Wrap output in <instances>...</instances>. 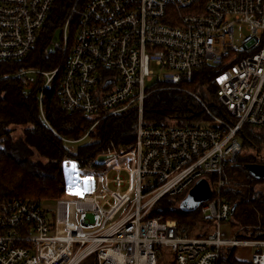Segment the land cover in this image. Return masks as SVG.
Wrapping results in <instances>:
<instances>
[{
  "label": "built area",
  "instance_id": "2783aa9c",
  "mask_svg": "<svg viewBox=\"0 0 264 264\" xmlns=\"http://www.w3.org/2000/svg\"><path fill=\"white\" fill-rule=\"evenodd\" d=\"M55 2L0 0V62L35 48ZM60 27L61 42L51 45L62 63L13 77L26 86L41 76L43 90L59 78L63 109L85 113L94 125L137 107L136 141L109 147L84 166L70 159L95 186L86 193L66 188V196L54 200L55 212L0 198V264H82L88 258L95 264H231L225 251L246 244L256 248L252 263L264 264V241L220 235L233 213L224 171L242 152L239 134L246 126L264 127V0H76ZM153 63L165 71L150 87ZM204 73L220 114L187 88ZM165 88L196 97L208 122L145 125V100ZM201 178L212 187V197L198 208L213 221L208 236L191 237L175 220L147 218L161 197L187 194Z\"/></svg>",
  "mask_w": 264,
  "mask_h": 264
},
{
  "label": "trees",
  "instance_id": "16d2710c",
  "mask_svg": "<svg viewBox=\"0 0 264 264\" xmlns=\"http://www.w3.org/2000/svg\"><path fill=\"white\" fill-rule=\"evenodd\" d=\"M75 1L56 0L35 48L21 59L0 62L1 199L22 198L42 204V201L65 197L67 185L64 162L67 158L84 166L109 147L125 148L136 141L137 107L131 106L94 125L96 119L85 113H70L63 109L59 78L43 90L45 79L41 76H35L26 86L19 78L13 77L31 68L52 70L62 63L61 54L49 49L55 30L64 24ZM83 3L80 1V6ZM208 81L204 73L197 75L186 85L220 114L222 112L213 99L214 88L208 85ZM208 91L213 98L207 97ZM208 120L198 99L183 91L159 89L145 100L144 124L147 126H194ZM19 130L22 133L17 137L14 133ZM263 132L264 127H245L239 134L243 141L242 152L232 164L252 178L251 185L245 188L230 180L224 187L225 200L234 208L228 221L232 226L238 227L236 238L239 240L264 241V194L254 190V184L262 179H254L248 170V165L255 161L264 165ZM86 137H90L91 141L77 150L67 148L68 143ZM185 195L186 191L161 197L151 208L147 218L175 220L181 230L191 237L208 236L212 231L213 221L203 216L200 210L191 213L182 211L180 203ZM201 225L207 227L205 231L200 230ZM89 259L95 263L93 258ZM229 259L235 261L233 253L229 255Z\"/></svg>",
  "mask_w": 264,
  "mask_h": 264
},
{
  "label": "rangeland",
  "instance_id": "374dc122",
  "mask_svg": "<svg viewBox=\"0 0 264 264\" xmlns=\"http://www.w3.org/2000/svg\"><path fill=\"white\" fill-rule=\"evenodd\" d=\"M236 39L238 40L240 38V28L236 27L235 30ZM62 37V27H59L55 30L54 36H53V42H61ZM50 51L52 50V45L50 46ZM152 68L155 70V76L154 81L147 82V86H154L158 84V82L162 81V73L165 71V69L160 68L156 64H152ZM36 69V68H31ZM19 72V71H18ZM188 88V87H187ZM189 89V88H188ZM190 90V89H189ZM207 97L213 98V95L208 91ZM214 99V98H213ZM22 133V131L15 132V136H19ZM264 135V132H263ZM91 141L90 137H86L85 139H81L80 141H74L67 144V148L72 150H77L78 147L87 144ZM241 143H243L242 140H240ZM44 160V158H42ZM113 162H110L111 165ZM122 162L117 161L113 164H121ZM74 166V170H73ZM112 166V165H111ZM116 173V170L114 168L111 169L109 173V178H112L114 174ZM123 175H127V173L124 171ZM224 177L227 181L234 180L236 183H239L242 187L248 188L251 185V177H249L247 174L242 173L238 168L233 167L232 164H230L224 171ZM254 177V176H253ZM64 178L65 182L68 187H72L76 190L77 193L83 192L86 193L88 191H91L95 186V180L92 177V175L88 171H80L78 169V165L71 162L70 159H66L64 162ZM255 179V177H254ZM258 180V179H256ZM112 188H115V186L112 184ZM254 190L257 193H263L264 194V179L258 180L257 183L254 184ZM125 188V187H124ZM178 205V204H177ZM42 206L46 211L55 212L57 209V202L56 201H42ZM179 207V205H178ZM232 222V221H231ZM207 228V227H206ZM213 227L211 228V230ZM238 227L232 226L230 221L224 222L220 227V235L223 238H236ZM241 249V248H240ZM86 264H93L92 259H89L85 262ZM84 263V264H85Z\"/></svg>",
  "mask_w": 264,
  "mask_h": 264
},
{
  "label": "water",
  "instance_id": "95a60500",
  "mask_svg": "<svg viewBox=\"0 0 264 264\" xmlns=\"http://www.w3.org/2000/svg\"><path fill=\"white\" fill-rule=\"evenodd\" d=\"M109 84V82L107 83ZM106 155H100L99 160L106 159ZM248 170L256 179H264V165L250 164ZM212 197V187L206 178H201L188 191L186 196L180 203V209L186 213H191L198 210L199 206L208 201ZM234 209V208H233Z\"/></svg>",
  "mask_w": 264,
  "mask_h": 264
},
{
  "label": "crops",
  "instance_id": "0c3cea01",
  "mask_svg": "<svg viewBox=\"0 0 264 264\" xmlns=\"http://www.w3.org/2000/svg\"><path fill=\"white\" fill-rule=\"evenodd\" d=\"M255 251H256L255 247H252L250 244H246V245H241V246L227 249L225 251V257H227L228 262H230L231 264H235V262L253 264L251 258ZM231 253H233V257L235 261H231L229 259V255ZM85 262L86 261H84L82 264H84ZM93 264L95 263L93 262Z\"/></svg>",
  "mask_w": 264,
  "mask_h": 264
},
{
  "label": "flooded vegetation",
  "instance_id": "af4514ba",
  "mask_svg": "<svg viewBox=\"0 0 264 264\" xmlns=\"http://www.w3.org/2000/svg\"><path fill=\"white\" fill-rule=\"evenodd\" d=\"M252 164H261V163H259L258 161H255V162H253Z\"/></svg>",
  "mask_w": 264,
  "mask_h": 264
},
{
  "label": "snow or ice",
  "instance_id": "6c2138e0",
  "mask_svg": "<svg viewBox=\"0 0 264 264\" xmlns=\"http://www.w3.org/2000/svg\"><path fill=\"white\" fill-rule=\"evenodd\" d=\"M73 170H74V166H73Z\"/></svg>",
  "mask_w": 264,
  "mask_h": 264
}]
</instances>
